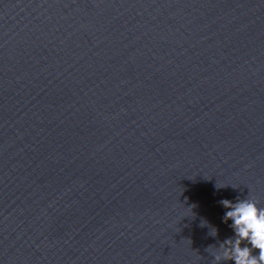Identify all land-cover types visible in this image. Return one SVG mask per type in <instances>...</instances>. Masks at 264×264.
<instances>
[{
  "label": "water",
  "instance_id": "water-1",
  "mask_svg": "<svg viewBox=\"0 0 264 264\" xmlns=\"http://www.w3.org/2000/svg\"><path fill=\"white\" fill-rule=\"evenodd\" d=\"M248 197L264 0H0V264H216Z\"/></svg>",
  "mask_w": 264,
  "mask_h": 264
},
{
  "label": "clouds",
  "instance_id": "clouds-1",
  "mask_svg": "<svg viewBox=\"0 0 264 264\" xmlns=\"http://www.w3.org/2000/svg\"><path fill=\"white\" fill-rule=\"evenodd\" d=\"M219 190L223 186H215ZM219 203L227 209L223 215V222L231 220L230 227L234 231V238H226L220 243L218 249H209L213 251L216 264L221 261L231 260L234 264H264V206L253 198L240 199L236 202L229 199H221ZM191 205L186 210L188 214L193 215ZM201 227H209V235L215 237L218 230L208 224L206 220H201ZM247 242L245 246H241ZM250 244L251 248L247 245ZM258 249L259 254L253 255L252 250Z\"/></svg>",
  "mask_w": 264,
  "mask_h": 264
}]
</instances>
